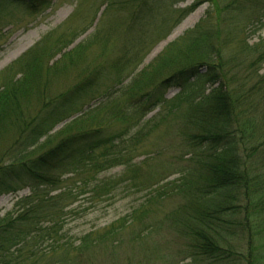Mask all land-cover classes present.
<instances>
[{
    "label": "trees",
    "instance_id": "trees-1",
    "mask_svg": "<svg viewBox=\"0 0 264 264\" xmlns=\"http://www.w3.org/2000/svg\"><path fill=\"white\" fill-rule=\"evenodd\" d=\"M54 1L0 0V39L14 9L36 15ZM101 1L104 12L122 13L123 23L111 29L98 26L69 50L88 28L55 39L47 35L0 73V196L28 189V195L0 219V264H76L83 257L92 260L97 253L113 255L124 224L90 232L78 245L59 243L57 219L69 196L62 187L63 177L90 174L94 179L118 167L138 176L140 169L132 168L144 162L132 163L139 145L169 118L183 121L181 138L186 156L190 155L188 162L193 163L192 175L181 186L172 182L167 196L183 202L170 215L158 219L152 209L153 203L166 200L164 185L123 219L129 228L134 227L133 239L147 240L167 220L173 231L186 237V245L177 249V254L185 255L182 260L172 258L174 253L165 264H264V257L253 260L257 249L250 243L246 256L218 244L222 229L231 224L225 217L239 210L238 199L249 201L258 191L241 152H254L252 156L262 152L264 137L255 139L258 132L243 128L241 119L247 113L244 104L248 102V112L255 105L249 99L253 90L264 85L258 68L264 61V41L249 47L242 34L262 24L264 0H191L184 9L173 8L178 0ZM204 3L209 4L205 16L134 75L151 40L167 37ZM116 35L111 49L109 42ZM234 40L242 46L240 50L256 55L246 80L258 79V83L245 93L243 85L231 88L227 84L225 51ZM95 46L102 55L93 59ZM61 75H70L73 85L54 96L48 92L49 85ZM169 89L178 93L166 101ZM97 95L100 105L82 113L84 103ZM82 99L89 100L80 103ZM75 114L79 116L67 123ZM59 125L61 129L52 134ZM102 185V189L110 188L112 182ZM45 242L48 247L40 249Z\"/></svg>",
    "mask_w": 264,
    "mask_h": 264
},
{
    "label": "rangeland",
    "instance_id": "rangeland-1",
    "mask_svg": "<svg viewBox=\"0 0 264 264\" xmlns=\"http://www.w3.org/2000/svg\"><path fill=\"white\" fill-rule=\"evenodd\" d=\"M191 4V0L183 2L178 0L173 8L184 9ZM208 8V3L200 5L172 29L167 37L153 38L143 52V58L134 75L147 68L158 56L164 53L169 44L176 42L188 30L192 29L205 16ZM104 9L105 5L101 0H55L49 9L36 15H29L22 8L14 9L9 19L10 24L0 39V73L47 35H52V38L55 39L63 33L81 34L83 30L88 28L85 34L71 44L69 50L94 33L96 27L111 29L109 27L112 25L123 23L125 16L122 13L112 11L106 13ZM117 35L109 42L111 49L115 45L114 41ZM242 35L249 47L264 41V19L262 24L251 26ZM241 48L242 46L237 40L227 44L225 56L228 58V68L225 74L228 80L227 84L231 88L243 85L242 93H245L246 90L251 87L254 88L258 83V79L246 80L252 71L250 62L256 55L250 54L247 50H240ZM104 52L110 56L108 49H105ZM98 55H102V49L95 46L92 50L93 59L97 58ZM258 68L261 69L260 74H264V61L259 64ZM203 72L204 70H202ZM55 79L57 82L51 83L48 91L54 96L72 86L71 81L74 80L70 75H61ZM129 81L130 79L124 84L126 85ZM177 93L178 90L169 89L164 98L169 101ZM252 93L254 95L251 94L249 99L255 102L256 107L253 104L251 112H248V102L244 104L247 113L245 117L242 116L241 123L243 128H252L254 129L252 132H258L255 134V139H259L264 137V100L262 99L264 98V85H261L256 91L253 90ZM259 94L262 96L260 97ZM85 100L82 99L80 103L85 102ZM101 100L98 95L95 96L94 99L84 103L81 112L96 108L100 105ZM156 113L157 110L148 115L146 120ZM77 116L79 114L73 115L67 120V123ZM182 124V120L174 121L169 118L166 124L158 126L155 131H151L143 139L132 163L139 165L141 161L144 162L138 168H132L135 171L140 169L139 173L137 171L138 176H135L136 174L132 171L126 172L125 167H118L101 172L94 179L91 178L92 175L90 174H79L71 178H68L69 176L63 177L65 182L62 187L68 190L69 196L64 203L63 212L57 219L62 235L59 239L60 244L78 245L80 238L84 235L94 231H102L112 223H117L119 226L124 224L125 226L119 244L116 246L118 249L113 255L97 253L92 260L90 257L88 259L83 257L80 261L76 259V264H165L170 261V255L174 253L176 254L172 258L176 261L182 260L185 255L177 254V249L186 245L184 240L186 237H181L173 231L167 220L166 225L155 229L152 235L144 241L134 240L131 234L134 227L129 228L127 222L123 221L132 211L138 209L148 194H151L155 189L163 188L164 185H166V200L152 204V209L158 219H161L165 214L166 216L170 215L183 202L179 197L167 196L173 188V181H177V185L181 186L192 175L193 163L190 165L188 162L190 155L186 156V148L181 138ZM62 125L57 126L52 134L61 129ZM7 147V145L4 146V150ZM261 151L254 156H252L254 152L249 153V151L243 150L241 152L243 155L241 159L247 163L246 170L249 177L252 180L256 179L255 185L258 191L249 201L242 197L238 199L239 210H236L235 213L232 212L234 215L225 217L224 220L231 224L226 225V230H224L225 227L222 229V241L218 242L224 250H230L234 254L241 253L245 256L248 252V243H250L253 250L257 249L253 259L257 262L264 257V150ZM105 181L112 182V186L102 189L104 187L102 183ZM95 185L98 188L94 189L93 186ZM27 195L28 189L23 188L18 192L0 196V219L12 210L16 202ZM259 199L260 203L255 204ZM260 204L263 205L259 206ZM47 247L46 242L39 246L40 249ZM73 254L70 252V257ZM146 254L147 259L145 258Z\"/></svg>",
    "mask_w": 264,
    "mask_h": 264
}]
</instances>
